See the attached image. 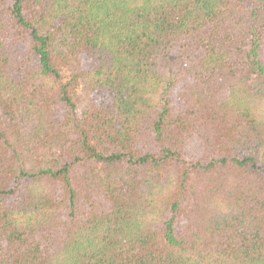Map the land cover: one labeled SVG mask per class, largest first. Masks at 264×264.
I'll return each instance as SVG.
<instances>
[{
    "label": "trees",
    "instance_id": "obj_1",
    "mask_svg": "<svg viewBox=\"0 0 264 264\" xmlns=\"http://www.w3.org/2000/svg\"><path fill=\"white\" fill-rule=\"evenodd\" d=\"M0 264H264V0H0Z\"/></svg>",
    "mask_w": 264,
    "mask_h": 264
}]
</instances>
